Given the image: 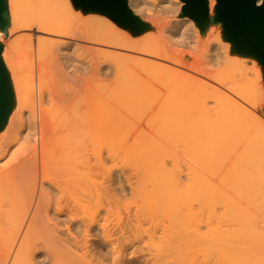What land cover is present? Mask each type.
<instances>
[{
    "label": "bare ground",
    "instance_id": "6f19581e",
    "mask_svg": "<svg viewBox=\"0 0 264 264\" xmlns=\"http://www.w3.org/2000/svg\"><path fill=\"white\" fill-rule=\"evenodd\" d=\"M126 3L147 17L138 36L71 0H5L0 264H264L259 96L218 70L228 43L181 0ZM189 30L187 65L172 42ZM141 99L158 105L151 131ZM177 141L201 171L168 168Z\"/></svg>",
    "mask_w": 264,
    "mask_h": 264
},
{
    "label": "rangeland",
    "instance_id": "374dc122",
    "mask_svg": "<svg viewBox=\"0 0 264 264\" xmlns=\"http://www.w3.org/2000/svg\"><path fill=\"white\" fill-rule=\"evenodd\" d=\"M71 2H72V4H73V8H74V10H80V11H82V12H84V13H90V14H92V13H102V14H104V15H106L107 17H109V19H111V21L116 25V26H118V27H121V28H124V27H122L120 24H118L107 12H105L104 10H101V9H96V8H86V7H84L83 5H81V4H77V3H74V1L73 0H71ZM216 3V4H215ZM127 5H128V3H126ZM206 5H208V9H207V16L205 17V19H204V21H203V23H202V27L200 28V30L202 31L201 33H202V35L203 36H205L207 33H206V25H208V24H211L213 27H216L217 29L215 30V32L217 33L218 32V30L220 31V33L223 35V37H224V41H226L227 43H228V47L227 48H224V49H220L221 50V52H223L224 50H226L227 52H224V54L223 55H226L227 56V58H225V59H221L220 60V65H219V67H218V70H220V71H222V72H224V73H228V74H230V76H232V77H235L236 79H238L239 81V84L241 85V86H246L247 88H250L251 90H253V93L252 94H254V95H257V96H259V99H260V103H259V105H258V107L256 108V114L258 115V116H260V117H262V118H264V67H263V65H262V63H261V61L259 60V58L258 57H256L255 55H251V54H245V53H241V52H239V51H237V50H235L234 48H233V46H232V44H231V42L228 40V38H227V36L225 35V33H224V30H223V27H222V24L220 23V22H216L217 20V15H218V9H217V1L216 0H206ZM127 8L131 11V13L133 14V16H134V13H133V10L129 7V5L127 6ZM181 10H182V8H181ZM181 12V11H180ZM135 17V16H134ZM138 18V20L144 25L145 24V22H147V17H146V15H145V13L144 12H141L140 13V15L137 17ZM173 25H174V23H173ZM124 29H126V30H128V31H130V32H133V34L134 35H136V36H138V35H140V32H134V31H131V30H129V29H127V28H124ZM182 32H175V39H174V41L172 42V45L174 46V47H172V50L173 51H176V52H179V53H181L182 55H185L186 57H185V59H184V61H185V63L188 65V63L190 64V62H193L192 60H194V61H196V60H198L199 61V58H198V56H197V54L195 53V52H192L190 49H189V47L187 46V42H189V39L188 38H190L191 36H192V33H193V31L192 30H189L188 32H186V36L187 37H182ZM186 43V44H185ZM186 47V48H185ZM78 66L80 65V64H77ZM116 81H117V78L116 77H114L113 75H111V74H109L106 78H104V81H102L101 82V84L102 85H100V84H97V86H95L94 87V89H96V90H98L96 87H98V88H100V86H101V88L100 89H102V88H107V89H109L110 87H113L114 85H115V83H116ZM109 87V88H108ZM106 89V90H107ZM164 91V89H162L158 84H156L155 82H152V85L151 86H149V85H147L146 87H145V89H144V96H149V97H153V101H154V99H155V101H154V103L156 102V100H157V102L158 101H160V100H162V98H163V92ZM157 98H159V99H157ZM165 99V98H164ZM163 99V100H164ZM156 102V103H157ZM154 103H153V107H152V100L150 101L149 99L147 100V99H141V102H139V105H138V107H139V112L140 111H142V112H140L141 114H143V115H138L139 116V118H138V121L137 122H140V124L142 125H140L139 123V125H140V127L142 128L143 127V129L145 130V128L147 129V130H149L147 127H149L148 125L151 123V125H157V124H159V119H157L156 117L153 119V117H154V115H156V113H155V111L157 110V109H153V108H157V106L158 105H154ZM155 103V104H156ZM159 103H161V102H159ZM147 104V105H146ZM158 104V103H157ZM152 107H150V106ZM155 106V107H154ZM143 107V108H142ZM150 107V108H149ZM148 108H149V111H148ZM152 109L154 110V113L155 114H153V115H151V112H152ZM151 111V112H150ZM139 114V113H138ZM158 115V114H157ZM153 116V117H152ZM159 118V117H158ZM147 124V126L145 127V126H143V125H146ZM160 125V124H159ZM145 127V128H144ZM151 127V126H150ZM149 131H151V128H150V130ZM174 139V138H173ZM178 140V139H177ZM180 140V139H179ZM174 142H175V140H173ZM178 142V141H177ZM171 143V144H167V150L169 151V152H176L175 153V155L172 153H170L171 155H173V156H171L170 154H167L168 156V159H167V157H166V160H164L165 161V163H167V165H168V168H170V167H172L171 165H174L175 163V165L174 166H177V167H174L175 168V171H177V170H179V166H180V171H188L187 169H189V171H193V170H195V171H201V169H199V168H197L198 166H196V163H197V161H194V160H196V158L194 159L193 157H194V155H193V151H190V153L189 152H185L184 151V153H182L183 151V147H184V145L183 144H181V141L180 142H178V143ZM176 144V145H175ZM240 145H236V147H235V151H234V153H231V157H233V159H234V156L236 155V154H239V155H241L242 154V143L240 142L239 143ZM165 145V144H164ZM179 145V146H178ZM166 147V146H165ZM162 148V147H161ZM182 149V150H181ZM184 149H187L186 147H184ZM163 150H166V148L164 149L163 148ZM166 150V151H167ZM188 151V150H187ZM168 153V152H167ZM191 153H192V155H191ZM164 154H166V153H164ZM188 154V155H187ZM190 154V155H189ZM233 154H234V156H233ZM176 155H177V157H176ZM185 155V156H184ZM188 158H187V157ZM193 156V157H192ZM228 156V155H227ZM169 157H171L170 159L172 160V161H170V159H169ZM172 157H174V160H175V162L173 161V158ZM175 157L176 158H178V159H175ZM226 157V156H225ZM224 157V158H225ZM230 159H231V157L230 156H228ZM183 158V159H182ZM229 158H225L224 159V163H223V165L222 166H227L228 165V161L230 160ZM191 159V160H190ZM227 159H229V160H227ZM233 159H231V160H233ZM176 160H177V162H176ZM182 160V161H181ZM188 160V161H187ZM230 160V161H231ZM167 161V162H166ZM179 161V162H178ZM185 161V162H184ZM191 161V162H190ZM193 161V162H192ZM227 161V162H226ZM172 162V163H171ZM184 162V163H183ZM195 162V163H194ZM183 163V164H182ZM186 163V164H185ZM188 163V164H187ZM166 165V166H167ZM185 165V166H184ZM182 166H184V167H182ZM191 166V167H190ZM173 167L170 169L171 171H174V169H173ZM195 167V168H194ZM176 168H177V170H176ZM215 169V166H213V167H211V171L213 170V169ZM217 168V167H216ZM124 169V171L126 170L127 171V169H125V168H123ZM183 169V170H182ZM186 169V170H185ZM217 170V169H216ZM215 171V170H214ZM219 171H220V169H219ZM222 171V170H221ZM92 234H96V231H94V232H92ZM95 240H97V237H94V239L93 238H90V243H93ZM99 245L98 246H100V243H98ZM97 246V245H96ZM99 248V247H98ZM105 251V250H104Z\"/></svg>",
    "mask_w": 264,
    "mask_h": 264
},
{
    "label": "water",
    "instance_id": "95a60500",
    "mask_svg": "<svg viewBox=\"0 0 264 264\" xmlns=\"http://www.w3.org/2000/svg\"><path fill=\"white\" fill-rule=\"evenodd\" d=\"M86 8L107 12L118 24L138 32L139 20L127 8L126 0H73ZM181 14L189 15L201 28L207 16L206 0H181ZM217 21L233 48L241 53L255 55L264 67V0H216ZM7 25L5 0H0V31ZM8 83L0 69V126L7 109Z\"/></svg>",
    "mask_w": 264,
    "mask_h": 264
}]
</instances>
